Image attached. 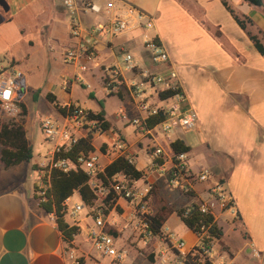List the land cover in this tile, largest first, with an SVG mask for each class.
I'll use <instances>...</instances> for the list:
<instances>
[{
    "label": "crops",
    "instance_id": "crops-1",
    "mask_svg": "<svg viewBox=\"0 0 264 264\" xmlns=\"http://www.w3.org/2000/svg\"><path fill=\"white\" fill-rule=\"evenodd\" d=\"M74 1L79 10L83 29L79 37H72L69 34V17L62 6V0H28L21 10L11 13L9 7L4 14L0 12L4 18L2 22L13 23L23 13L27 19L37 18L43 12L42 10L48 8L54 13V19L49 20L45 25L42 23L41 34L45 52L53 57L59 55L63 61L66 50L72 48L83 50L92 45L96 60L89 63L85 73L88 79L98 77L101 88L107 96L109 94L105 92L102 85V68L105 66L120 68L126 83L138 81L145 70L157 72L163 69L162 66H156L150 62L149 53L144 46L146 40L157 39L167 52V64L178 74L186 96L184 106L194 109L197 113L198 121L195 130L207 134L204 141L192 136L188 143L176 132L173 140L181 139L190 147L187 159L192 171L209 168L213 173L212 180L224 181L234 198L237 214L232 218V224L227 223V225L231 231L239 227L240 232L245 234L244 248L248 247V252L245 251V253L249 256L239 254L243 259L244 257L247 259L245 263L243 261V264H249V260L251 264H264V55L256 51L253 42L249 39V34L255 35L264 44V23L259 24L251 17L254 12L264 15V0L260 6L247 0H88L102 9L100 13L89 14L81 12L80 8L84 0ZM223 2H226L240 19L249 20L246 21V29L239 27ZM108 4L112 5V10L106 13L104 9ZM129 7L143 13L146 20L148 18L151 23L150 30L139 25L142 20L138 22L137 18L132 16L127 29L117 35L107 34L96 37L87 31L96 24L108 23V19L115 15L127 16ZM22 31L24 29H21ZM2 46L3 43L0 40V49ZM126 53L133 57L135 68L132 72L122 70L123 56ZM5 56V60L20 69L21 64L18 59L9 53ZM68 65L78 67L77 64ZM77 81L75 77L70 81L71 83H68L69 85L63 84L59 87L56 84H49L44 88V93L54 94L56 100L60 96L59 104L62 106L70 101L77 102V99L70 94V85ZM24 83L25 93H28V89L39 88L37 84L32 87L25 80ZM122 93L121 100L125 98L130 100L126 91ZM155 101L156 97L152 95L150 102ZM30 102L29 97L28 103ZM22 104L25 106L27 115V103L22 101ZM123 112L126 117L135 114L132 104L130 113ZM56 113L60 120L61 114L57 111ZM105 119L111 126L102 135L117 130L106 114ZM121 120L124 125H127L125 119L121 117ZM23 124L25 137L32 148L25 122ZM133 134L134 139L126 142L133 156V163L135 164V158L140 151L145 152V155L149 157L144 167L138 169L144 171V179L135 181V184L141 189L149 188L148 202L153 216L157 215L162 207H171L174 210L189 205L192 202L191 199H195L194 202H196L208 198V187L211 182L195 183L193 195L171 190L164 182H160L159 170L155 168L152 157L151 147L154 144V138L141 134L135 129ZM213 134H215L214 137ZM100 136L92 138L94 149L104 142L102 140L98 146L95 145L93 141ZM215 138L221 147H226L230 154L234 155L229 168L224 164L220 168L217 167L218 164L211 161V157L208 156L211 153L209 142ZM159 143L166 151L168 150L167 144L161 140ZM196 144L203 146L207 153L203 159L191 156L194 148L199 146L195 147ZM50 151L47 153L49 156L47 160L39 164L31 158L29 161L5 168L0 162V264H68L66 255L70 249H74L78 255L84 257V264H92L96 259L92 251L85 252L75 244L76 237L82 229L88 230L92 223L89 225L80 220L74 224L65 215L64 219L69 225L79 228V233L71 242H68L59 231L55 217L47 213L39 204L34 190L39 170L34 166L46 165L50 159ZM113 158V156L101 158V164L106 166ZM155 169L158 174L154 173ZM74 193L79 197L77 203H81L79 194ZM181 196L187 198L185 203L180 202ZM158 199L161 200L159 203ZM116 205L120 207L124 216H128L131 206L127 202L117 197ZM109 212L113 214L115 208ZM171 214L175 212L172 211L166 215L163 226H167ZM216 214L215 219L218 223ZM176 219L180 221L177 216ZM167 227L183 239L181 229L178 232L174 227ZM182 229L198 242V237L183 223ZM131 240L132 243H130ZM126 243L130 247L129 257L132 264H161L160 257L165 253V249L160 244H146L133 237L128 238ZM191 245L193 244L186 243L188 247ZM223 253L236 264L234 260L237 254L234 250L228 246ZM250 257L252 259H249Z\"/></svg>",
    "mask_w": 264,
    "mask_h": 264
},
{
    "label": "built area",
    "instance_id": "built-area-1",
    "mask_svg": "<svg viewBox=\"0 0 264 264\" xmlns=\"http://www.w3.org/2000/svg\"><path fill=\"white\" fill-rule=\"evenodd\" d=\"M62 6L69 17V34L72 37H79L83 29L75 1L62 0ZM80 9L84 14L102 11L100 6L88 0L82 2ZM111 10V4L104 9L106 13ZM127 14L125 17L115 15L108 19V23L96 24L87 31L96 37L107 34L117 35L127 29L132 16H135L138 22L145 19L144 22H139L140 26H151L148 18L146 20V16L135 8L129 7ZM144 46L149 53L150 62L156 66H162L163 69L157 72L145 70L138 81L126 83L120 68L105 66L102 68V85L105 92L116 94L119 91H126L130 96L135 114L130 119L125 116L123 110H118V114L139 133L148 135L155 141L159 139L168 145L166 151L161 144L154 141L151 148L153 160L160 159L163 162L160 165L154 163V166L159 170V174L164 178L169 189L189 194L194 190L195 183L211 182L208 187V198L196 201L201 212L211 213L214 217L218 211L227 212L230 216L236 217L234 198L226 188L224 181L212 180L213 173L206 167L196 172L192 171L188 164L187 153L174 154L172 152L170 143L174 141L173 137L177 130L184 133L194 130L198 116L194 109L184 106L186 96L176 70L167 64L168 55L164 47L153 38L146 40ZM95 60L96 55L92 45L83 50L68 49L63 54L65 64H77L82 72L87 71L89 63ZM134 68L132 55L126 53L123 56L122 70L132 72ZM24 78V72L17 66L7 60L4 63L0 59V110L10 122H17L21 119V92L26 91ZM161 92H169V95L161 99L159 97ZM152 95L156 97L153 103L150 102ZM63 107L66 108L67 115H61L60 120L44 117L39 121L44 138L53 143V146L49 152L48 163L37 168L39 177L34 190L38 201L45 200V192L50 186L51 169L56 168L68 172L79 168L89 176V184L95 189L97 201L100 200L101 195L105 196L110 188L117 197L131 206L128 216H124L116 209L113 214L108 212L104 215L98 205L100 201H96L92 207H86L82 202L73 205L70 214L72 218H75L76 214L84 208L85 217L92 221L91 226L88 227L87 240L100 257L94 259L92 264H132L129 257L130 247L126 243L130 237L139 242L152 245L158 243L164 247L165 253L160 257L161 264H234L227 254H219L217 251L213 253V247L203 244L200 241L201 238H198L197 243L188 247L184 239L177 236L167 226L162 225L158 232H154L151 228L153 215L148 202L149 188L141 189L136 186L135 180L129 179L122 173H117L112 177L109 187L102 186L97 177L105 167L101 164V158L121 156L133 163V156L123 138L114 140L112 143L103 142L87 155H80L75 162L64 158L55 160V153L68 150L78 139L87 136L93 138L106 132L98 127L96 121L88 119L86 110L77 102L70 101ZM155 114L163 115L164 119L152 128H148L146 122L150 116ZM104 144L106 150L102 151L101 147ZM68 206L69 198L64 202L66 214ZM77 222L73 221L74 224ZM253 251L255 252L254 249ZM66 256L68 264H84V257L78 255L74 249H70Z\"/></svg>",
    "mask_w": 264,
    "mask_h": 264
},
{
    "label": "rangeland",
    "instance_id": "rangeland-1",
    "mask_svg": "<svg viewBox=\"0 0 264 264\" xmlns=\"http://www.w3.org/2000/svg\"><path fill=\"white\" fill-rule=\"evenodd\" d=\"M8 6L10 7L11 13L15 11L23 9L28 0H5ZM43 12L39 17H35L32 19H27L24 17V13L20 14L13 23L1 22L0 23V40L3 43L2 48L0 49V59L2 62H6V53L14 56L19 60V64H21L20 69L25 73V82L27 81L29 85L35 87V85H39V88L36 89H28V93L21 92V99L23 102L27 103L28 113L23 117V121L25 122V127L27 129V134L29 139L32 141V161L37 162L38 164L41 162H45L47 160L48 151L52 149L51 142L46 140L41 132L40 126L38 122L44 117H50L55 120H58V115L56 113V109L53 103L49 102L46 98L45 87L49 84H56L57 86H61L63 84L69 85L68 83L73 80L75 77L78 79L77 83H72L70 85V94L71 97L76 98L77 102L83 108H88L91 110H98L102 105L104 112L109 120L112 121L113 127L117 130H114L113 133L105 134L97 138L95 141L96 146H98L102 140L106 143H112V141L117 139H124V141H131L134 139V127L129 125H124L121 116L117 114L118 110H123L126 113H130L129 109H131V102L129 98H125V100L119 99L117 96H107L104 94L98 77L88 79L87 74L82 72L78 67L65 64L59 58V55L50 56L47 52H45L44 44H43V35L41 34L42 23L44 25L49 20L54 19V13L51 12L48 8L42 10ZM0 12L4 14L0 6ZM1 14V13H0ZM2 14V15H3ZM27 14V13H26ZM252 19L257 23H264V15L260 12H254L251 15ZM145 20L143 19L142 22ZM146 29V27H143ZM21 29L24 31L21 32ZM148 30L151 27H147ZM42 30V31H41ZM64 30V28H63ZM65 31H63L64 33ZM31 41V42H30ZM54 58V59H53ZM71 83V82H70ZM34 85V86H33ZM91 94V95H90ZM30 97V103H28V98ZM61 97H57V102L60 103ZM131 111V110H130ZM132 116L127 115V118L130 119ZM10 120L3 115L0 110V126L2 124L9 123ZM177 134H179L183 140L186 142H190L192 136L197 138H201L200 141H204L206 139V132L199 131L197 132L195 129L190 131L187 134H182L183 132L177 130ZM137 135V134H136ZM215 134L212 136L214 137ZM138 137V136H137ZM146 141H144L145 143ZM149 142V141H148ZM155 142L159 143V139ZM151 143V141H150ZM160 144V143H159ZM199 145L196 144L195 147ZM193 148V145H191ZM1 148V147H0ZM209 151H211L209 157H211V161H214L218 164L217 167H222V164L226 167H230L233 162L234 155L230 154L229 149L226 147H221L219 145V141L215 138L211 142H209ZM207 155L203 146H198V148H194L191 152V156L195 158L203 159ZM114 156V155H113ZM145 155V152L140 151L135 158V166L137 169H142L144 164H146L149 159ZM36 169L39 167L35 165ZM155 174L157 170L155 169ZM158 180L165 183V180L161 175H158ZM164 180V181H163ZM143 184V182H141ZM167 187V185H166ZM103 196V195H101ZM187 198L184 196L180 197V202H184ZM161 200L158 199V203ZM192 202L195 199H191ZM79 202V197L77 194H73L70 197V202L66 214V218L70 221H80L82 220L84 223H92L90 218H86V210L83 208L82 211L76 214L75 218L71 217V209L75 203ZM191 202V203H192ZM217 221L220 226L223 228V236L214 241L213 253L218 250L219 254L223 253V250L227 249L228 246L234 250L237 254L235 257L236 264H243L247 261L246 257L242 258L241 254H246L248 251V247L244 248L245 242V234L244 232H240V228L237 227L234 231H231L229 225L227 223L232 224V216H230L227 212L217 213ZM167 226L174 227L179 232L182 230V236L186 243H197L194 238L187 234L182 229L181 221L176 219L175 214H171L167 221ZM87 228H83L81 233L76 237L75 244L79 246L85 252L92 251L93 257L100 258L99 254L92 248L91 243L87 240ZM185 234V235H184ZM244 236V237H243ZM243 249V250H242ZM246 251V253H245ZM249 256V255H248ZM249 259H252L250 257ZM252 263V262H251ZM250 260H249V264Z\"/></svg>",
    "mask_w": 264,
    "mask_h": 264
},
{
    "label": "trees",
    "instance_id": "trees-1",
    "mask_svg": "<svg viewBox=\"0 0 264 264\" xmlns=\"http://www.w3.org/2000/svg\"><path fill=\"white\" fill-rule=\"evenodd\" d=\"M224 7L230 12L236 23L241 29H246V21L248 19H240L230 6L223 2ZM249 39L253 42L256 51L264 55V44L259 41L255 35L249 34ZM91 95V94H90ZM116 95L118 98L123 97L122 91L116 94H109V96ZM169 92H161L159 97L161 99L167 97ZM46 98L49 102L53 103L56 111L61 115H67L65 107L60 105L56 101V96L52 93H47ZM21 119L17 122H9L0 126V162L5 168L17 165L21 162H26L31 159L32 148L28 144L25 137L23 117L26 115L25 106L21 103ZM89 120L96 121L98 127L103 131L110 129V123L105 119V112L102 105L100 110L92 112L86 110ZM164 119L163 115L155 114L148 118L146 125L148 128H152ZM170 148L174 154L179 152H189L190 147L186 145L181 139H175L170 143ZM92 137L87 136L85 138L78 139L68 150H61L55 153L54 159H69L75 162L80 155H87L90 151H93ZM102 151L106 150V145L101 147ZM154 163L157 165L162 164V160L155 159ZM117 173H122L131 180L144 179L145 173L143 170H138L134 163L129 162L127 159L118 156L108 163L103 171L98 174L102 186L109 187L111 179ZM89 176L77 168L76 170H70L63 172L56 168L50 171V186L45 192V200L40 201V206L47 212L55 217L57 227L61 232L64 240L71 242L75 235L79 233V228L74 225H69L64 216L66 214L64 208V202L71 197L74 192H77L87 207H92L96 204L97 195L95 189L89 184ZM109 192L105 196H100V202L98 205L101 207L103 214L106 215L111 209L115 208L118 212H121L119 206L116 205L117 195L110 188ZM193 195V191L189 193ZM175 212L180 221L191 230L200 241L208 247H211L214 241L219 240L223 236V230L216 222L215 217L211 213L201 212L199 205L196 202H192L187 206L179 207L174 210L171 207H162L157 215L151 218V228L154 232H158L159 228L165 221L166 215L171 212ZM211 264V263H206Z\"/></svg>",
    "mask_w": 264,
    "mask_h": 264
},
{
    "label": "water",
    "instance_id": "water-1",
    "mask_svg": "<svg viewBox=\"0 0 264 264\" xmlns=\"http://www.w3.org/2000/svg\"><path fill=\"white\" fill-rule=\"evenodd\" d=\"M247 1L253 3L254 5H257V6L262 5V0H247ZM0 6H1V8H2V10H3L4 12L8 11V9H9V6H8V4L6 3L5 0H0ZM3 20H4V18H3V16L0 14V23H1Z\"/></svg>",
    "mask_w": 264,
    "mask_h": 264
}]
</instances>
